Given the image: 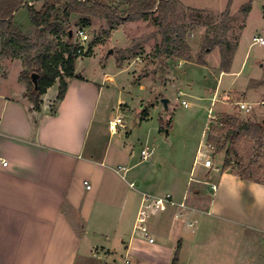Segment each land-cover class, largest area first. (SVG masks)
I'll return each mask as SVG.
<instances>
[{
	"label": "crops",
	"instance_id": "1",
	"mask_svg": "<svg viewBox=\"0 0 264 264\" xmlns=\"http://www.w3.org/2000/svg\"><path fill=\"white\" fill-rule=\"evenodd\" d=\"M72 17L80 18L76 14ZM92 18L89 26L79 28H90ZM79 60L75 66L77 76H81L77 70ZM1 64L0 264H169L177 244L180 264H226L230 256L225 253L226 244H210L211 257L204 255L207 241L214 236L213 229L223 225L250 231L256 247L264 250V184L222 171L213 160V169L204 168L202 161L209 151L197 147L185 182L175 180L169 187L152 182L145 187L149 190L143 185L135 188L139 180L126 178L130 167L122 177L116 172L121 165L106 164L107 153H101L98 147L101 124L94 120V114L102 82L84 77L66 79L65 95L57 103V89L46 98L55 82L41 96L40 109L34 110L25 96L26 85L19 79L22 61L6 59ZM12 65L17 68L18 84L8 88ZM219 73L217 84L225 72ZM176 82L177 78L174 85ZM139 111L141 119L148 117L145 106L141 105ZM1 160L7 161L5 167ZM114 174L128 187L134 184L130 188L136 190L137 198L132 207L120 194L116 199L111 197L115 193ZM84 181L90 189H85ZM210 183L217 184L215 193ZM142 193L153 197L169 194L172 198V203L156 207L149 216L153 244L134 231ZM184 198L188 209L181 218H175L176 204ZM80 225L82 233L76 228ZM88 247L95 249L91 257ZM120 251L123 262L117 263L113 257Z\"/></svg>",
	"mask_w": 264,
	"mask_h": 264
},
{
	"label": "rangeland",
	"instance_id": "2",
	"mask_svg": "<svg viewBox=\"0 0 264 264\" xmlns=\"http://www.w3.org/2000/svg\"><path fill=\"white\" fill-rule=\"evenodd\" d=\"M30 1L35 9H39L43 2ZM247 2L231 0L226 38L231 45L237 46L231 66L220 77L218 84L219 48L217 45L209 48L208 44L221 35L218 25L223 20L221 14L228 0L175 1L169 25L185 32L190 61L168 58L155 52L161 36L150 19L127 21L120 18L108 22L93 17L90 28L85 29L88 36L85 51L90 42L94 41V46L91 55L80 57L77 70L88 80L98 84L102 82L101 99L94 114V120L101 124L102 137L98 147L101 153H107L106 164L130 167L126 173L127 180L135 178L141 183L137 182L135 188L138 185L148 187L152 182L160 183L162 187H169L175 180L185 182L197 147H206L209 127H221L225 115L253 123L264 119V116H260L264 115V106L261 105L264 102V44L254 42V37L264 39V0H252L251 9L244 17L241 7ZM14 20L18 28L33 37L34 28H28L30 21L25 8L15 12ZM78 21L74 17L69 20L73 33L77 27L81 29ZM113 32L116 33L111 39ZM73 33L72 42L78 45L79 40ZM109 50L111 53H108ZM118 56L124 58L121 68L116 66ZM3 60L6 59H0V71ZM199 61L203 64H199ZM8 76L6 86H16L18 78L14 65L9 68ZM175 78L177 82L174 85ZM141 82V86L137 85ZM56 89L57 83L50 88L46 98L51 97ZM179 89L184 93L182 96L178 95ZM162 98L169 100L168 110L164 109ZM181 100H185L189 106L183 108ZM238 101L251 105L253 112L246 114L239 111L236 105ZM141 105L146 107L148 114L143 119L140 118L142 111L137 112L141 110ZM118 113L123 116L126 128L110 135L108 119ZM160 118L171 120L166 132L159 131ZM261 140L264 144V132ZM90 141L91 138L88 144ZM145 144L153 147L154 152L148 161L143 162L139 161L138 155ZM242 147L240 155L244 153ZM207 155L221 169L224 152H216L215 147ZM113 179L115 193L111 197L116 199L120 194V198L126 199L132 207L137 198L136 190L128 187L117 174L113 175ZM150 219H147V225ZM76 228L79 233L83 232L81 225ZM212 233L214 236L204 248L207 259L212 253L208 250L210 244L216 247L226 244L228 249L225 253H230L226 264H264V250L256 247L250 231L223 225L213 229ZM102 239L105 237L99 238ZM86 250L91 257L95 249L88 247ZM123 256L121 251L116 253L114 261L123 262Z\"/></svg>",
	"mask_w": 264,
	"mask_h": 264
},
{
	"label": "trees",
	"instance_id": "3",
	"mask_svg": "<svg viewBox=\"0 0 264 264\" xmlns=\"http://www.w3.org/2000/svg\"><path fill=\"white\" fill-rule=\"evenodd\" d=\"M29 0H0V59H20L24 70L19 79L26 85L25 96L31 102L34 110H39L41 96L55 82L58 83L55 103L65 95L66 79L84 80L75 75L77 60L82 56L91 55L94 41L82 53L76 43L69 20L72 14L78 15L79 26H89L91 17L112 21L124 19L127 21L152 20L161 36L160 44L155 46V52L166 57L190 61V48L186 43L185 32L169 25V16L176 0H43L39 9L28 6ZM252 0L241 7V13L247 17ZM231 0L221 14L223 20L218 25L221 35L211 46L217 45L220 56V70L227 72L231 66L237 45H231L226 38V20L229 18ZM25 8L33 37L22 31L14 23V13ZM124 58H116V66L121 68ZM199 64H203L199 61ZM37 75V89L31 81V74ZM53 114L54 111H51ZM146 113H143V117ZM171 120L160 118L159 131H167ZM225 128H224V127ZM251 129L253 133L251 134ZM264 124L261 122L241 121L225 115L221 127L211 125L208 129L206 143L216 152H224L221 170L230 171L238 178L264 184V144L262 135ZM249 138H245L248 137ZM227 142L229 145L227 146ZM243 146V147H242ZM243 154L240 155V149ZM169 264L179 263V245L177 244Z\"/></svg>",
	"mask_w": 264,
	"mask_h": 264
},
{
	"label": "built area",
	"instance_id": "4",
	"mask_svg": "<svg viewBox=\"0 0 264 264\" xmlns=\"http://www.w3.org/2000/svg\"><path fill=\"white\" fill-rule=\"evenodd\" d=\"M28 6H32V2L29 0L26 2ZM75 37L78 38L79 40V51L82 53L85 52V42L88 39L87 34L85 33L84 29H76V31L73 33ZM254 42L259 43L260 45L264 44V39L262 37H254ZM178 95L182 96V93L178 91ZM214 102V99H213ZM181 105L183 108H187L189 105L185 100L180 101ZM237 107L239 111H242L246 114H250L253 112V107L249 104H247L244 101H238L237 102ZM262 106H264V102L261 103ZM211 112V111H210ZM210 117V115H209ZM125 122L123 119V116L121 114H115L111 118V120L108 123V129L111 133H116L120 129H125ZM208 151H212L213 147L208 145L206 143L205 147ZM152 148H150L148 145H144L140 151H139V160L140 161H148L151 156H152ZM1 165L6 166L7 161L1 160ZM202 166L206 169H213V163H212V158L209 155H206L202 161ZM127 168L123 166H118L116 168V172L121 174L122 177L126 173ZM190 181H194V179H190ZM85 189H90V185L87 181L83 182ZM210 189L212 193H215L217 190V184L216 183H210L209 184ZM129 187L134 188L133 183H129ZM164 203H172V198L169 194L163 196V197H153L149 194L142 193L141 194V199L138 207V211L136 214V220L134 224V231L137 232L138 234L141 235V237L148 243V244H153L155 242L154 237L150 234L148 225H147V219L149 218L150 214L156 207H159L163 205ZM177 206V211L175 213V218H181L183 213L187 211L188 207L185 202V198L180 201L179 203L176 204ZM186 225L189 227L192 226L191 222L186 221ZM126 264L128 263L127 261L125 262Z\"/></svg>",
	"mask_w": 264,
	"mask_h": 264
},
{
	"label": "water",
	"instance_id": "5",
	"mask_svg": "<svg viewBox=\"0 0 264 264\" xmlns=\"http://www.w3.org/2000/svg\"><path fill=\"white\" fill-rule=\"evenodd\" d=\"M69 35H72V31H69ZM108 53H111V50L108 51ZM31 81L34 85V88L37 89V75L35 73L31 74ZM161 103L164 107V109L167 108L168 99L162 98ZM262 124H264V119L261 121Z\"/></svg>",
	"mask_w": 264,
	"mask_h": 264
}]
</instances>
